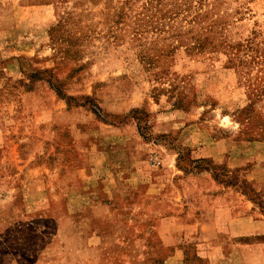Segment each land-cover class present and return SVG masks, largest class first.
Masks as SVG:
<instances>
[{
    "label": "rangeland",
    "instance_id": "374dc122",
    "mask_svg": "<svg viewBox=\"0 0 264 264\" xmlns=\"http://www.w3.org/2000/svg\"><path fill=\"white\" fill-rule=\"evenodd\" d=\"M0 264H264V0H0Z\"/></svg>",
    "mask_w": 264,
    "mask_h": 264
},
{
    "label": "crops",
    "instance_id": "0c3cea01",
    "mask_svg": "<svg viewBox=\"0 0 264 264\" xmlns=\"http://www.w3.org/2000/svg\"><path fill=\"white\" fill-rule=\"evenodd\" d=\"M232 165H233V163H232ZM251 211V209L248 207V208H245L244 210H243V215H239L236 219L235 218H231L230 219V224L233 222L232 220H241V219H245V218H249V217H251V214H250V211ZM246 246H248V245H246ZM246 246H244V248L246 247Z\"/></svg>",
    "mask_w": 264,
    "mask_h": 264
}]
</instances>
